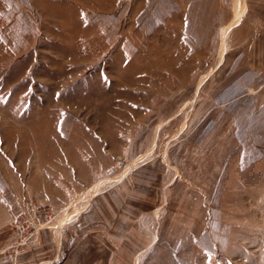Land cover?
<instances>
[{"label": "rangeland", "instance_id": "1", "mask_svg": "<svg viewBox=\"0 0 264 264\" xmlns=\"http://www.w3.org/2000/svg\"><path fill=\"white\" fill-rule=\"evenodd\" d=\"M247 6L0 0V241L13 235L20 249L37 231L70 222L142 148L174 137L164 113L184 118L199 97L220 100L238 69L233 30ZM256 118L224 169L202 178L190 226L162 228L135 264H264V120ZM32 200L50 213L18 243L10 224Z\"/></svg>", "mask_w": 264, "mask_h": 264}, {"label": "crops", "instance_id": "2", "mask_svg": "<svg viewBox=\"0 0 264 264\" xmlns=\"http://www.w3.org/2000/svg\"><path fill=\"white\" fill-rule=\"evenodd\" d=\"M246 2V20L233 30L242 47L233 48L230 64L238 69L220 100L201 96L184 118L164 113L161 123L167 121L174 137L142 148L130 169L93 194L70 222L37 231L20 249L13 235L1 240L0 264H135L159 243L162 228L172 234L190 226L192 196L202 194V178L213 177V168L224 169L238 152L244 126L249 132L257 116L264 120V0ZM224 121L230 130L218 129Z\"/></svg>", "mask_w": 264, "mask_h": 264}, {"label": "built area", "instance_id": "3", "mask_svg": "<svg viewBox=\"0 0 264 264\" xmlns=\"http://www.w3.org/2000/svg\"><path fill=\"white\" fill-rule=\"evenodd\" d=\"M49 213L42 204H37L33 200L25 202L10 224V229L15 232L18 243L32 236L36 219L41 216L45 218Z\"/></svg>", "mask_w": 264, "mask_h": 264}]
</instances>
